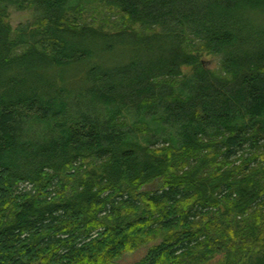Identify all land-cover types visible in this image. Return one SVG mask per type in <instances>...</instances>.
Wrapping results in <instances>:
<instances>
[{
	"label": "trees",
	"instance_id": "trees-1",
	"mask_svg": "<svg viewBox=\"0 0 264 264\" xmlns=\"http://www.w3.org/2000/svg\"><path fill=\"white\" fill-rule=\"evenodd\" d=\"M158 239L135 264H264V0H0V264Z\"/></svg>",
	"mask_w": 264,
	"mask_h": 264
},
{
	"label": "rangeland",
	"instance_id": "rangeland-1",
	"mask_svg": "<svg viewBox=\"0 0 264 264\" xmlns=\"http://www.w3.org/2000/svg\"><path fill=\"white\" fill-rule=\"evenodd\" d=\"M89 22L88 23H95L96 25L103 26L107 24V18L105 17V13L111 16V22L108 25H111L108 29H113L112 25L118 22L116 16L112 13H108L107 9L104 10V7L100 4L93 5L89 9ZM39 18V14L35 11V9H29L25 11H20L17 9L16 6H9L6 15L3 17L4 22L9 25L14 32L20 33L21 31H26L25 34L29 33L33 28L34 25L37 24ZM138 31V27H135ZM158 32H162V30H158ZM192 50L195 55H197L200 59V62L204 65V67L213 72H220L222 69L221 59L218 56L210 54L208 51L204 50L202 46L199 44L196 46V43L192 45ZM183 76L185 80L191 79L193 75V68L192 67H183ZM180 88V87H179ZM178 88V89H179ZM144 129V127H143ZM138 137L142 144L145 145L146 139L149 136L145 132H137ZM145 139V141H144ZM93 167H89V170H92ZM153 187V186H151ZM33 187L29 184H21L20 190H31ZM160 239L156 240L153 243L140 246L133 252L127 253L124 255L120 260H118L115 264H135L141 262L144 257L146 256L148 250L159 243ZM246 261V260H245ZM206 264H230L227 260L226 254H216L214 255L209 262Z\"/></svg>",
	"mask_w": 264,
	"mask_h": 264
}]
</instances>
